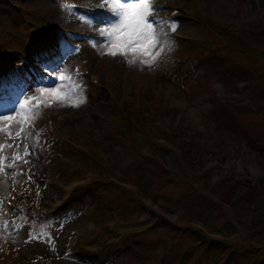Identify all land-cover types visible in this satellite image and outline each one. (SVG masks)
<instances>
[{"label":"rangeland","instance_id":"rangeland-1","mask_svg":"<svg viewBox=\"0 0 264 264\" xmlns=\"http://www.w3.org/2000/svg\"><path fill=\"white\" fill-rule=\"evenodd\" d=\"M78 4L83 0H0V113L16 117L11 122L0 118V128L10 125L12 133L0 132V145H5L0 149V264H35L37 254L44 255L45 264H255L264 257V163L253 149L264 143V87L254 90L252 83H264V0H152L159 10L155 16L177 17H156L170 47L152 66L141 65L139 59L130 64L131 56L107 55L106 30L98 38L103 43L95 42L92 50L75 41L79 50L73 59L67 29L85 34L94 30ZM205 19L239 34L237 40L228 38L234 48L247 49L241 45L247 41L262 55L246 57L219 40L215 43L203 32ZM176 35L185 43L171 44ZM187 38L203 41L195 46ZM209 43L218 48L212 66L202 59L195 62L191 57L198 56V49H209ZM41 48L46 54L57 52L46 55ZM77 64V74L86 75L72 73ZM94 73L98 86L91 84ZM49 86L74 91L85 102L79 107L51 103L41 93ZM39 96L51 103L44 114L38 109ZM129 105L138 111L132 113ZM235 105L253 117L233 116L232 125L223 126L222 113L212 110ZM33 109L39 112L34 121L18 115H34ZM121 116L131 119L130 132L140 138L134 148L118 139L127 127ZM21 128L24 132L16 137ZM143 130L155 135L149 142L161 149L149 145ZM173 137L183 149L190 146L198 159L195 183L188 181L186 162L176 160ZM25 143L33 153L26 157ZM89 153L97 155L101 167L92 170ZM16 155L23 159L13 160ZM104 167L112 173L105 174ZM124 173L134 180L128 182ZM96 177L126 188L120 191L110 182L107 188L100 183L86 188ZM223 180L235 184L234 189L226 190ZM16 187V203L6 208L4 201ZM97 194L107 199L101 205ZM129 200L146 201L155 223ZM20 201L26 211L17 216ZM160 218L175 230L153 229ZM114 223L119 230L97 235ZM194 227L213 241L231 237L238 243L237 254L221 255L194 243L187 231L178 233ZM78 243L81 248L74 247V255L65 253ZM183 254L189 260H180Z\"/></svg>","mask_w":264,"mask_h":264},{"label":"snow or ice","instance_id":"snow-or-ice-1","mask_svg":"<svg viewBox=\"0 0 264 264\" xmlns=\"http://www.w3.org/2000/svg\"><path fill=\"white\" fill-rule=\"evenodd\" d=\"M109 7H111L116 19L112 21L111 27L106 30L110 37V47H108L106 54L112 57L119 55L127 58L131 56L132 59L128 61L130 64H134L139 59L141 65H154L165 48L170 47V45L163 39L160 23L155 16L159 10L153 7L152 0H112ZM172 30H175V26L172 27ZM102 31L105 30L102 29ZM97 43H103V41H97ZM59 79L64 81L66 77L60 76ZM41 93L50 96L52 98L51 103L59 102L61 106L79 107L85 102L82 95H76L74 91L62 92L57 87H53L47 93H45L44 89H41ZM51 103L45 104L44 107L51 106ZM20 108L23 110L25 105L21 104ZM32 111L35 113L34 115H29L28 112L24 111L18 113V115L23 120L34 121L39 118V112L35 109ZM0 118L7 122L16 119L13 115H4L2 113H0ZM9 128L10 125L7 128H0V132H8L11 137L12 133ZM23 132L24 129L21 128L15 136L20 137ZM23 138L26 141L28 137L24 135ZM4 147L5 145H0V149ZM31 154L33 153L29 151V145L25 143L24 156ZM12 159L21 160L23 157L16 155ZM24 163H28V161L24 160Z\"/></svg>","mask_w":264,"mask_h":264},{"label":"trees","instance_id":"trees-1","mask_svg":"<svg viewBox=\"0 0 264 264\" xmlns=\"http://www.w3.org/2000/svg\"><path fill=\"white\" fill-rule=\"evenodd\" d=\"M258 36H259V34H254L253 35V37L257 41H259L258 40ZM241 45H244L247 48L245 50L243 49V52L245 53V56L246 57H250V56H261L262 55V54L258 53V51H256L257 49H255L251 44L249 45V44H242L241 43ZM250 47H251V49H250ZM259 77H261V76H259ZM252 84H253V89L254 90H262V88L264 87V83H261V82L254 81ZM130 106L131 105H129L128 107H130ZM237 107L238 106H236V105H235V107L232 106L231 108L229 106H224V107H220L219 109H213L212 111L215 112V113H219V114L222 113L221 114L222 115V118H223L222 125L223 126L224 125L230 126L233 123L232 122V119H230L231 117L234 116V117H237L238 118V116L241 115V114H252L250 112L249 113H247V112H242L241 113V112L238 111ZM227 108H230V110L227 111V112H225V110ZM128 111H129V108H128ZM131 111H132V113L137 112L138 111V107H134V106L132 107L131 106ZM131 111H130L129 114H131ZM251 111H253V109ZM223 112H225V113H223ZM262 112H264V107L261 110V113ZM119 120H121V122H124V125L127 126L126 128L124 127V130L122 132H119V134H121L120 137H118L119 140H121L122 143L125 142L123 144H125L126 146H129L131 148H134L136 142L140 143L139 142L140 141V138H138V140H139L138 141L136 139V137H133L132 134H131V132H130L131 131V126H132L131 125V119L128 122V121L125 120L124 116L123 117L121 116L119 118ZM119 120H117V121H119ZM132 123H135V122L132 121ZM143 132L146 133V135L148 136V142L152 138L155 137V135L149 133L147 130H143ZM173 140L176 141V143H174L175 148H176V151H175L176 160L178 161L179 159H182L184 162H186L185 165H184L185 166V169L188 170L191 173L190 184L192 182L195 183V176L197 174V167H199V164H197V162L195 160H198V159H194L195 158V154H194L193 151H191L189 149V148H191L190 146L186 145L184 147V149H183L182 148V142L179 140V138L173 137ZM256 142H258V141H256ZM152 144H154V142H152V143L149 142V145H151L153 147V149H157V148L161 149L160 147L153 146ZM253 149H256V151H257L256 152L257 153L256 155H258V158H262L263 159L262 160V163H264V143L262 145H259V143H258V145H254L253 146ZM88 157L91 160L90 162H88V165L94 166L92 168V170H96L99 167H101L97 155L88 154ZM83 159H84V157H83ZM169 167H170V165H169ZM103 170L105 171V174H108L110 171L112 173V170L113 169H109V168H105L104 167ZM169 172H170V170H169ZM163 174L164 175H167L165 172H163ZM123 176L127 179L128 182L134 180V177L132 175H126L124 173ZM107 182H110V183H108L109 186H113V187H116V188H121V189H118L120 191H123L124 190V189H122V187L119 186V184L116 181L114 182L113 180H110V179L107 180L105 178L104 179H102V178L99 179V177H96L95 179H93V181L88 186H86V188H88L91 185L97 184V183H100L101 185H103V186H100V185H98V186H100L102 188H105ZM223 182H225V183H223V185H224V187H225L226 190L227 189L228 190H233L234 189L235 184L233 186H230V185H226L227 180H223ZM92 187H94V186H92ZM178 189H180V188H178ZM141 192L142 191H140V193ZM175 193L176 194H179V191L176 190ZM123 194H124V196H126L125 192H123ZM222 195H224V194L222 193ZM249 196H252V195H249ZM105 197H106V195H105ZM94 198H96V201L98 202L97 205L103 204L104 201H105V199H106V198L98 197V194L97 195H94ZM129 201L132 202L133 204H136L137 206H135V207H137V208L139 207L140 208V212L142 213V215H148V216L150 215L151 217H156V215L153 212H151L150 210H148L146 207H144L141 202H139V201L136 202L135 200H129ZM221 201H223V200H221ZM123 218H125V217H123ZM153 229H155V230H157V229H159V230L160 229H165V230H168V231L175 230V229H173L172 226H170V223L168 221H165L163 218H160L159 223L156 224V226ZM183 231H187L188 232L187 233L188 234V237L191 238L192 240L194 239V241L199 242V244L202 245L204 248H208V249H210L212 251H217L221 255H224V254H228V255L237 254V252L235 251V249H237V244L238 243H233V244H227L226 243L225 244V243L218 242L216 240L213 241L211 239L206 238L205 236L202 235V233H199V231H196L194 229L193 230L183 229L182 231L179 230L178 233L181 234ZM239 243H241V242H239ZM183 257H187V256L186 255H183ZM183 257H182V259H183ZM187 259H189V257H187ZM257 260L258 259H256V261ZM260 264H264V261H261Z\"/></svg>","mask_w":264,"mask_h":264},{"label":"bare ground","instance_id":"bare-ground-1","mask_svg":"<svg viewBox=\"0 0 264 264\" xmlns=\"http://www.w3.org/2000/svg\"><path fill=\"white\" fill-rule=\"evenodd\" d=\"M56 51V50H55ZM55 51H51L50 53H54ZM48 53V52H47ZM50 62H53V60L49 59ZM96 76H95V79L99 81V77H98V74L94 73Z\"/></svg>","mask_w":264,"mask_h":264}]
</instances>
